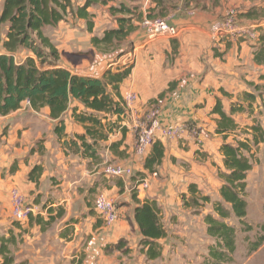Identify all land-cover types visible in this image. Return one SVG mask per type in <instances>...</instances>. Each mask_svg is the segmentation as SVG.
Here are the masks:
<instances>
[{
  "label": "crops",
  "instance_id": "obj_1",
  "mask_svg": "<svg viewBox=\"0 0 264 264\" xmlns=\"http://www.w3.org/2000/svg\"><path fill=\"white\" fill-rule=\"evenodd\" d=\"M183 1L176 0V8L165 17L178 31L175 39L145 45L141 22L135 23L137 28L128 38L134 63L128 77L119 85V93L123 99L131 92L136 95V101L125 106V118L118 122L125 133L118 131L109 135L107 141H101L97 160L82 159L63 148L54 134L56 122L49 118L48 108L34 112L24 102L17 111L0 117V240L8 236L16 239V244L10 246L15 264H133L128 257L139 255L135 247L127 251V247L117 248L116 244L123 240L131 245L140 239L133 220L138 204L155 202L166 232V212L180 206L179 194L194 186L205 192L202 195H209L202 188L204 173L209 172L211 163L223 168L219 149L224 142L232 143L238 138L216 133L218 115L213 109L217 101L229 116L233 103L246 107L248 101L244 95L255 96L251 115L231 116L239 134L241 128L250 125L264 97V50L261 49L264 27L256 31L254 39L216 40L210 36L209 26L230 7L240 15L256 9L263 16L264 0H188L186 5ZM97 6L88 12L94 16L93 32L104 26L100 37L108 29L106 23L113 21L109 23L110 29L116 23L106 11L109 4ZM150 7L149 0H141L138 9L146 15ZM262 19L252 21L238 16L246 26ZM72 21L77 20L68 19L57 27L69 28L67 23ZM77 23L78 32L84 30V23ZM70 28L68 33L73 42L65 44L62 52L91 50V35L86 30L81 33L89 47L76 49L80 39L75 27ZM107 69L91 77L101 78ZM108 91L111 93L110 87ZM153 108L159 112L161 127L183 129L173 139L157 134L156 141L163 146V158L156 172L148 173L143 166L146 156H140L135 149L134 132ZM73 111H83V106L72 100L62 116L68 138L84 134V126L72 118ZM107 120L118 121L116 116H107ZM112 143L119 145L110 150ZM35 165L42 168L37 184L28 181V173ZM108 165L129 167L134 175L106 176L103 169ZM144 178L148 180L145 189L138 186V181ZM12 189H17L32 209L29 217L20 223L11 218ZM218 189L216 183L214 197L219 199ZM98 195L114 201L119 213L114 224L106 225L95 211L94 200ZM166 239L157 241L161 246L158 259L147 261L142 252L139 256L147 264L166 261ZM263 248L264 245L260 247ZM175 250H179L178 246Z\"/></svg>",
  "mask_w": 264,
  "mask_h": 264
},
{
  "label": "trees",
  "instance_id": "obj_2",
  "mask_svg": "<svg viewBox=\"0 0 264 264\" xmlns=\"http://www.w3.org/2000/svg\"><path fill=\"white\" fill-rule=\"evenodd\" d=\"M151 7L146 15L138 8H130L124 3L109 6L108 11L115 19L116 27L106 29L101 36H94V16L88 12L92 5H107L105 0H83L81 5L74 6V0H1L0 9V117H5L27 102L34 112L44 108L49 110V118L56 122L54 134L66 151L79 155L82 159H98V149L101 141H107L109 135L118 131L125 133V128L118 122L125 118V104L119 93V85L130 73L131 65L118 67L115 72L107 70L101 78L80 76L71 73L60 65L61 58L58 49L51 39L45 35L44 29L56 27L61 22H68V16L82 21L85 30L90 34L89 44L92 50L102 54L116 51L120 44L126 41L136 30V22L142 18H165L170 10L176 8V0H149ZM179 1V0H177ZM188 0H184L187 4ZM239 17L252 21L262 19L256 9H250ZM264 50V47L261 48ZM26 51L27 56L22 62L16 63L15 55ZM122 53H118L121 56ZM63 55H75L65 53ZM111 89V93L108 91ZM248 106L233 103L230 115L222 111L217 101L213 113L218 115L216 133L236 135L232 143H223L219 149L223 168H218V178L221 181L219 201L212 203V214L203 218L206 225V236L213 244L207 246V254L200 264H231L236 250L235 229L226 220L232 215L245 223L247 215L246 175L252 170L251 152L254 147L264 142L262 127L252 120V125L241 128L231 118L234 114L248 113L251 115L255 96L245 94ZM75 100L83 106V111L72 112L74 121L84 126V134L68 138L64 133L63 114L69 103ZM116 116L118 121L107 120ZM244 135V136H243ZM244 137V138H240ZM112 143L110 150L117 147ZM163 158V146L155 141L144 160V169L155 173ZM42 168L35 165L28 173V181L38 183ZM188 196L182 195L185 207L197 206L199 203H209L208 197H200L194 186H189ZM264 214V205H263ZM133 220L141 235V252L147 261L160 257L161 246L157 242L167 237L160 220V210L156 203L147 201L138 204L133 211ZM246 229H249V227ZM264 237L253 243V251L262 245ZM16 239L8 236L0 240L1 264H15L10 252V246L16 244ZM122 240L116 244L121 248Z\"/></svg>",
  "mask_w": 264,
  "mask_h": 264
},
{
  "label": "rangeland",
  "instance_id": "obj_3",
  "mask_svg": "<svg viewBox=\"0 0 264 264\" xmlns=\"http://www.w3.org/2000/svg\"><path fill=\"white\" fill-rule=\"evenodd\" d=\"M105 1L107 5L109 4L110 6H117L119 3H124L130 8H139V3L141 0ZM82 2L83 0H74L73 5L76 7ZM99 5L102 6V4ZM94 7L98 8L97 5H92L90 8L93 9ZM106 11H108L107 8ZM68 18L70 20L73 19L71 16H68ZM77 22L78 21H72V23H67L69 28L63 27L65 25H62L60 28L56 26L44 29L45 35L51 39L60 53V65L68 69L71 73L80 76L91 77V74L95 72L98 73L107 67V70L111 69L112 71H116L117 68L129 58V55L133 56L132 44L128 39L122 42L116 51H113L109 54H102L95 50H92V52L90 50H86L87 47H89V44H86V41L80 37L81 33H85V27L84 30L78 32L79 30L77 29H79V27H77V25L79 23ZM110 22L113 23V21H109V23ZM109 23H106L108 24L106 26L108 29H110ZM70 27H75L77 30H75L77 39H80V41L77 43L78 48H75H80V50L86 51L76 52L74 56L67 55L65 57L62 52V47H65V44H70L73 42V40L70 38V33H68V29H72ZM103 27L98 28L95 32H93V35L99 36V33ZM120 52L124 53H122L121 56H118V53ZM27 56L32 55L26 51L16 54V63L22 62ZM261 102L262 103L259 102V106L256 105L257 103L255 104L257 106L256 108L260 107V109H258V111L255 113L254 119L250 120V125L253 123L252 120H255L264 131V97L263 99L261 98ZM240 138L242 139L244 137L240 136ZM251 163L252 170L246 175L245 200L247 203V215L245 218V223L240 224L239 220L234 218L232 215L226 220L227 224L232 226L236 233V250L233 255V262L231 264H264V248L260 249V247L264 245V241L262 245L255 251L252 250L253 243L258 241L260 237H264V142L252 149ZM210 165L209 172L204 173L206 178L205 181L203 180L204 183L202 185V188H206L208 192H210L209 195H202L203 191L197 190L200 197L209 198V203L204 205L199 203V205L196 207H185L183 205V199L181 198L182 195L188 196L187 200L189 203H191L190 192L187 190L185 193L179 194L181 202L180 206L168 208L169 210L166 212V261H162L163 264H200L207 254V246L213 244L212 239H209L206 236V225L204 224L203 218L205 215L212 214V203L219 201L218 198L214 197V190H216V183H218V188H220L221 181L218 178V167L216 164L211 163ZM203 194H205V192H203ZM246 226L247 228L249 227V229H246ZM140 240L141 237L135 243L132 244L131 242V245L130 243L128 244L122 240L123 243L121 248L127 247L126 249L128 251V248L133 246L140 255ZM176 246L179 248L178 251L175 250ZM139 255H137L136 258L128 257V260L131 258L133 260V264H147ZM162 263L160 261L158 262V264Z\"/></svg>",
  "mask_w": 264,
  "mask_h": 264
},
{
  "label": "built area",
  "instance_id": "obj_4",
  "mask_svg": "<svg viewBox=\"0 0 264 264\" xmlns=\"http://www.w3.org/2000/svg\"><path fill=\"white\" fill-rule=\"evenodd\" d=\"M144 31L145 45L161 40H172L178 36V31L174 26L168 24L165 18L144 17L140 23ZM264 27V18L256 21L249 26L242 25L238 20V11L235 8H228L223 15L209 26V34L213 39L229 38L238 40L254 39L257 30ZM127 60H123V66L131 65L134 57L128 56ZM126 107L132 105L136 101V95L128 92L123 98ZM158 110L153 108L144 115L142 122L135 127V149L140 156H147L152 144L156 141L157 134L173 139L180 135L182 127H161L158 120ZM103 174L113 178L132 177L133 171L129 167L121 165H108L103 169ZM138 186L145 189L148 187L146 178L138 181ZM11 218L14 222L20 223L25 221L32 213L31 207L26 204L24 196L17 190L10 191ZM94 209L98 216L106 225H112L119 219L117 207L111 199L98 195L94 200Z\"/></svg>",
  "mask_w": 264,
  "mask_h": 264
}]
</instances>
